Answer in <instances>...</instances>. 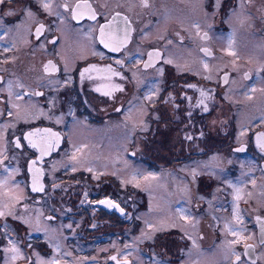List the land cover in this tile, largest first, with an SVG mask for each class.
I'll list each match as a JSON object with an SVG mask.
<instances>
[{"label":"flooded vegetation","instance_id":"1","mask_svg":"<svg viewBox=\"0 0 264 264\" xmlns=\"http://www.w3.org/2000/svg\"><path fill=\"white\" fill-rule=\"evenodd\" d=\"M44 3L51 7L45 9ZM85 3L95 11L96 19L89 18L87 9L76 8ZM182 3L194 6L191 23L198 27L190 25L189 31L180 16ZM147 5L144 0H4L0 4V175L5 176L4 168L17 167L15 178L26 183L19 194H0V212L2 208L6 212L0 216V263L9 244L4 240L5 224L15 227L18 247L27 256L19 264H28L34 249H48L38 235L25 237L21 216L41 207L39 218L46 223L60 218V209L74 200L75 187L65 185L67 176H78L82 171L59 168L49 172L47 166L64 150L65 156H70V148H66L73 145L72 139L87 138L89 131L116 132L118 137L112 141L117 145L118 139L124 138L130 156L138 140L147 139L148 133L152 135L148 140L155 139L160 148L171 143L177 157L169 156L159 166L163 169L197 162L209 149L220 148L224 154L233 152L239 157L246 154L256 160V176L264 181V148L260 147L264 140L258 139L264 134V0H147ZM237 9L255 17L251 25L258 43L246 39L244 26L234 24ZM116 13L120 16L115 27L127 26L129 40L119 51H111L100 42L99 29L111 23ZM195 13L204 17L206 28L200 27L201 17ZM252 43L254 48L260 47L256 55L249 50ZM155 52L159 57L150 58L149 53ZM243 53L247 57L239 56ZM258 62L260 70L253 68ZM93 66L96 70L84 72ZM109 67L120 75L104 71ZM239 88L250 92L245 108L252 123L243 138L237 133L242 118ZM200 90L207 95L202 97ZM148 122L151 125L146 128ZM29 133L34 135L29 138ZM50 133L58 134L59 142L41 156L40 147L32 144L42 147L53 142ZM179 147L184 152L176 151ZM3 149L20 157L16 165L11 158L3 159ZM37 170L42 191L28 186L30 172L35 179ZM57 179L63 186L51 187L49 181ZM116 198L102 196L95 205L123 216L125 200L118 193ZM105 199L119 208L102 204ZM253 217L256 242L249 239L246 243L255 245L257 256L264 246V212ZM258 222L262 224V239ZM246 243L235 257L256 262L258 259L245 256ZM113 257V262L131 263L118 253Z\"/></svg>","mask_w":264,"mask_h":264},{"label":"rangeland","instance_id":"2","mask_svg":"<svg viewBox=\"0 0 264 264\" xmlns=\"http://www.w3.org/2000/svg\"><path fill=\"white\" fill-rule=\"evenodd\" d=\"M193 11L192 3H182L180 16L188 31L190 25L198 27L196 22L191 23ZM195 16L199 17L197 13ZM204 16L210 19L207 14ZM233 16L234 24H241L248 32L246 39L258 43L259 37L251 25L255 17L240 9ZM200 17V27L206 28L204 17ZM250 49L255 55L260 51L253 43ZM254 67L260 70V62ZM249 95V91L239 90L237 100L242 103V118L238 121V136L245 134L252 123L245 108ZM89 133L87 138L72 139L73 145L66 148H70V156H65L64 150L60 158L47 166L49 172L59 168L66 172L82 171L78 176H67L69 182L65 185L75 187L74 200L60 209V218L46 223L39 218L43 213L41 207L35 212L27 210L21 216L26 224L25 237L38 235L48 248L31 251L28 264H121L113 262L116 253L128 258L130 264H264V246L257 251L256 262L247 258L235 263L233 260L236 254H241L246 241L256 242L253 221L259 215H253L264 212V181L256 176L254 158L246 154L239 157L233 152L224 154L220 148L209 149L208 155L197 162L163 169L159 166L169 156L177 155H173L171 143L160 148L155 139L148 140L151 133L147 139L138 140L132 156L125 151L124 138L118 139L117 145L112 141L118 137L116 132ZM176 151L184 152L183 147ZM3 152V159L11 158L17 164L19 156L6 149ZM15 172L17 167L4 168L0 194L14 196L24 191L25 180L15 178ZM49 182L51 187L64 184L61 179ZM191 185L197 188L193 190ZM117 193L125 200L126 211L121 218L95 205L102 196L117 199ZM2 213L1 217L6 213L3 208ZM3 229L4 240L9 244L3 250L0 264L26 261L23 249L18 247L20 239L15 227L5 224Z\"/></svg>","mask_w":264,"mask_h":264},{"label":"snow or ice","instance_id":"3","mask_svg":"<svg viewBox=\"0 0 264 264\" xmlns=\"http://www.w3.org/2000/svg\"><path fill=\"white\" fill-rule=\"evenodd\" d=\"M4 3V0H0V4ZM144 6L147 7V0H144ZM43 7L45 9H49L51 7L50 3H44ZM76 8L79 10L81 8L87 9L88 10V14H89V18L90 19H96V14L95 11L93 9H91V6L87 3L81 5L78 4L76 6ZM80 15H82L83 13H79ZM29 15H31V13L29 12ZM120 16V13H116V16L113 17V20L111 23L108 24H104L100 27L99 32H100V42L103 43L105 45V47L109 48L111 51H119L124 45H126L128 43L129 40V36H128V32L129 29L127 26L125 27H115L116 23H117V17ZM125 20V25H127V17H124ZM43 28V25H41V29ZM38 34H39V29H38ZM150 58L153 56L159 57V52H155V53H149ZM117 63H120V61H117ZM205 67H207V65H205ZM47 71V68L45 69ZM96 70L95 67L93 66L92 68H87L84 69V72H90ZM104 71L113 73L114 75H120L119 73L114 72V70L109 67L107 69H105ZM121 79H123V77L121 76ZM190 87H194L193 85H190ZM100 89L98 88L97 91H99ZM117 90L123 91L122 88H117ZM201 91V96L204 97L207 94L203 91ZM105 95H110V93L105 92ZM37 95H40V93H37ZM200 104H203L204 101L201 100L199 101ZM207 105H204V111H207ZM34 135V133H29L28 136L29 138L32 137ZM50 135L52 137H54V141L51 143H48L46 146H39L36 143L32 144V147H40V151H41V156L43 155H47L49 154L58 144L59 142V136L56 133H50ZM190 138V137H189ZM258 139L260 140H264V134L261 135V137H258ZM261 148H264V142H262L260 144ZM77 151H79V149H77ZM237 151H243V149H237ZM73 159H75V157H73ZM35 164V161L33 162ZM40 173L39 170H37V176L34 179L33 182V191H42L43 187L42 185L38 184V177H39ZM239 191V190H237ZM237 199H239V195H237ZM102 204H108L109 206H114L116 208H119V205H113L111 201H101ZM121 212H123V209H120ZM0 215H3L2 212H0ZM150 227H152L150 225ZM233 234H236L235 232ZM264 242V241H262ZM13 251H16V249H13ZM113 260H115V257H112ZM237 260H239V256L237 255Z\"/></svg>","mask_w":264,"mask_h":264},{"label":"water","instance_id":"4","mask_svg":"<svg viewBox=\"0 0 264 264\" xmlns=\"http://www.w3.org/2000/svg\"><path fill=\"white\" fill-rule=\"evenodd\" d=\"M28 178H29L28 186L30 188L33 185V182H34V177L32 176L31 172H30ZM102 201H111V200L110 199H105V200H102ZM115 205H117V204L115 203ZM261 233H262V224L259 223V225H258V234H259V238L260 239H262V234ZM254 247H255V245H253L252 243H250V242L246 243L245 256H247L252 261H255L257 259V256H255ZM236 260H237V257H235L234 262H236Z\"/></svg>","mask_w":264,"mask_h":264}]
</instances>
